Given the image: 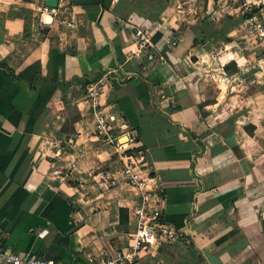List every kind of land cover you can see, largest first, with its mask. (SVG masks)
Returning <instances> with one entry per match:
<instances>
[{
	"label": "crops",
	"instance_id": "0c3cea01",
	"mask_svg": "<svg viewBox=\"0 0 264 264\" xmlns=\"http://www.w3.org/2000/svg\"><path fill=\"white\" fill-rule=\"evenodd\" d=\"M36 1L0 0L5 246L71 264L129 246L143 194L122 157L144 147L151 203L184 238L132 264H264V0ZM100 75L118 142H137L97 133L81 80Z\"/></svg>",
	"mask_w": 264,
	"mask_h": 264
},
{
	"label": "built area",
	"instance_id": "2783aa9c",
	"mask_svg": "<svg viewBox=\"0 0 264 264\" xmlns=\"http://www.w3.org/2000/svg\"><path fill=\"white\" fill-rule=\"evenodd\" d=\"M35 8L41 12H52L54 7L47 3V0H37ZM257 28H263V24H255ZM139 50H149V57H153V42L148 32L138 30ZM139 51V52H140ZM102 77V76H101ZM101 77L99 79H101ZM91 82L87 90V98L98 115L97 133L101 136L111 137L117 140L118 144L128 141L137 142L139 138L138 130L130 127L126 132L125 139L118 142L119 136L112 131L114 126L115 114L103 112L101 108V94L103 86L97 83L98 80ZM123 133V131H122ZM122 172L128 182L143 194L142 205L136 207L134 212L137 215V227L132 236V243L129 246L118 250L115 254L103 258L91 264H132L140 256L142 250L151 248L159 240L169 243L182 240L184 233L166 222L163 219L161 209L151 203V194L147 190V178L143 176L147 162L146 149L140 148L124 154ZM0 264H71L64 259H49L43 256L24 253L19 250L9 249L0 240Z\"/></svg>",
	"mask_w": 264,
	"mask_h": 264
},
{
	"label": "trees",
	"instance_id": "16d2710c",
	"mask_svg": "<svg viewBox=\"0 0 264 264\" xmlns=\"http://www.w3.org/2000/svg\"><path fill=\"white\" fill-rule=\"evenodd\" d=\"M259 12V8H257V7H252L251 8V10L250 11H248L246 14H245V17H251V16H253V15H255L256 13H258ZM101 77V75L100 76H98V77H94V78H91V79H88V78H85L84 80H81L82 82H84V84H88V83H90L91 81L93 82V81H95V80H97V79H99ZM33 85V84H32ZM254 128V127H253ZM139 139V138H138ZM141 148H144V147H141ZM163 216V215H162ZM163 219H164V217H163ZM76 264H78V263H76Z\"/></svg>",
	"mask_w": 264,
	"mask_h": 264
},
{
	"label": "water",
	"instance_id": "95a60500",
	"mask_svg": "<svg viewBox=\"0 0 264 264\" xmlns=\"http://www.w3.org/2000/svg\"><path fill=\"white\" fill-rule=\"evenodd\" d=\"M47 3L52 5V6H57L58 5V0H47ZM124 139L122 138L121 141L124 140Z\"/></svg>",
	"mask_w": 264,
	"mask_h": 264
},
{
	"label": "rangeland",
	"instance_id": "374dc122",
	"mask_svg": "<svg viewBox=\"0 0 264 264\" xmlns=\"http://www.w3.org/2000/svg\"><path fill=\"white\" fill-rule=\"evenodd\" d=\"M247 28H248V30H251V27L248 25L247 26ZM252 31H250V33H251ZM253 34H254V32H252Z\"/></svg>",
	"mask_w": 264,
	"mask_h": 264
}]
</instances>
